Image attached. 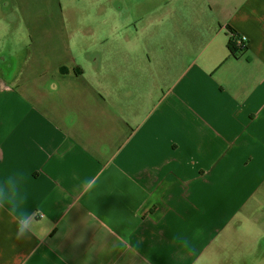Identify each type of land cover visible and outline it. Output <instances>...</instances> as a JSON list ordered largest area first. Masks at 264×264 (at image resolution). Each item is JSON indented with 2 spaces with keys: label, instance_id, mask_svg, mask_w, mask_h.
I'll return each mask as SVG.
<instances>
[{
  "label": "crops",
  "instance_id": "crops-1",
  "mask_svg": "<svg viewBox=\"0 0 264 264\" xmlns=\"http://www.w3.org/2000/svg\"><path fill=\"white\" fill-rule=\"evenodd\" d=\"M160 6L125 72L0 42V182L38 221L0 208V264L260 263L264 0Z\"/></svg>",
  "mask_w": 264,
  "mask_h": 264
},
{
  "label": "rangeland",
  "instance_id": "rangeland-1",
  "mask_svg": "<svg viewBox=\"0 0 264 264\" xmlns=\"http://www.w3.org/2000/svg\"><path fill=\"white\" fill-rule=\"evenodd\" d=\"M163 1L0 0V42L2 45L12 42L28 48L14 56L17 63L28 58L30 48H41L40 59L46 54L58 61L73 57L79 63L87 56H100L103 72L110 71L114 59L125 72L121 62L127 64L124 59H132L133 55L132 48L123 43L134 41L135 33L131 28L140 32L146 28L149 19L145 17L142 21V17L151 10H154L152 17L161 15ZM128 18L131 19L129 23ZM142 36L140 34V41L135 42L139 48V44L144 42ZM134 55L147 62L142 50L134 51ZM259 259V264H264V254Z\"/></svg>",
  "mask_w": 264,
  "mask_h": 264
},
{
  "label": "clouds",
  "instance_id": "clouds-1",
  "mask_svg": "<svg viewBox=\"0 0 264 264\" xmlns=\"http://www.w3.org/2000/svg\"><path fill=\"white\" fill-rule=\"evenodd\" d=\"M25 187L22 183L14 187L8 186L7 178L0 182V208H6L17 221L15 238L23 240L36 234L38 221H32V215L27 210Z\"/></svg>",
  "mask_w": 264,
  "mask_h": 264
},
{
  "label": "trees",
  "instance_id": "trees-1",
  "mask_svg": "<svg viewBox=\"0 0 264 264\" xmlns=\"http://www.w3.org/2000/svg\"><path fill=\"white\" fill-rule=\"evenodd\" d=\"M230 36H231V39H230V42L228 43V48H229L231 54H235L238 50L244 49V47L241 48V47H237L235 45V40H236V38H238L237 35L232 33Z\"/></svg>",
  "mask_w": 264,
  "mask_h": 264
},
{
  "label": "built area",
  "instance_id": "built-area-1",
  "mask_svg": "<svg viewBox=\"0 0 264 264\" xmlns=\"http://www.w3.org/2000/svg\"><path fill=\"white\" fill-rule=\"evenodd\" d=\"M244 44H245V42H244V40L241 37L236 38L235 45L237 47L243 48L244 47Z\"/></svg>",
  "mask_w": 264,
  "mask_h": 264
}]
</instances>
